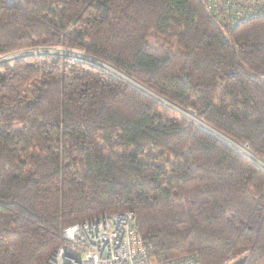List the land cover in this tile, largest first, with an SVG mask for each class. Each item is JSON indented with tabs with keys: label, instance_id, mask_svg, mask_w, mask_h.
Here are the masks:
<instances>
[{
	"label": "trees",
	"instance_id": "16d2710c",
	"mask_svg": "<svg viewBox=\"0 0 264 264\" xmlns=\"http://www.w3.org/2000/svg\"><path fill=\"white\" fill-rule=\"evenodd\" d=\"M0 264L134 212L156 262L264 261V18L201 0H0Z\"/></svg>",
	"mask_w": 264,
	"mask_h": 264
},
{
	"label": "built area",
	"instance_id": "2783aa9c",
	"mask_svg": "<svg viewBox=\"0 0 264 264\" xmlns=\"http://www.w3.org/2000/svg\"><path fill=\"white\" fill-rule=\"evenodd\" d=\"M214 21L227 30L264 18V0H201ZM62 244L45 264H195L193 259L156 262L136 229L134 212L105 215L68 226Z\"/></svg>",
	"mask_w": 264,
	"mask_h": 264
},
{
	"label": "rangeland",
	"instance_id": "374dc122",
	"mask_svg": "<svg viewBox=\"0 0 264 264\" xmlns=\"http://www.w3.org/2000/svg\"><path fill=\"white\" fill-rule=\"evenodd\" d=\"M8 1L12 2L14 0H8ZM16 1H19V0H16ZM33 55L72 56V57L83 58L81 54L76 53V52H69V51H65L61 49H53V48L51 49L40 48V49L26 50L23 52L3 56L2 58H0V64L10 63L18 58L31 57ZM261 264H264V261Z\"/></svg>",
	"mask_w": 264,
	"mask_h": 264
},
{
	"label": "water",
	"instance_id": "95a60500",
	"mask_svg": "<svg viewBox=\"0 0 264 264\" xmlns=\"http://www.w3.org/2000/svg\"><path fill=\"white\" fill-rule=\"evenodd\" d=\"M247 259H248V256H243L242 258H240V259H238L236 261H233L230 264H246Z\"/></svg>",
	"mask_w": 264,
	"mask_h": 264
}]
</instances>
